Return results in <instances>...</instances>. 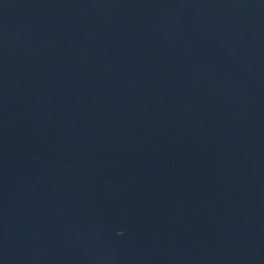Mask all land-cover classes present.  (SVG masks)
<instances>
[{
  "label": "water",
  "instance_id": "95a60500",
  "mask_svg": "<svg viewBox=\"0 0 264 264\" xmlns=\"http://www.w3.org/2000/svg\"><path fill=\"white\" fill-rule=\"evenodd\" d=\"M0 264H264V0H0Z\"/></svg>",
  "mask_w": 264,
  "mask_h": 264
}]
</instances>
